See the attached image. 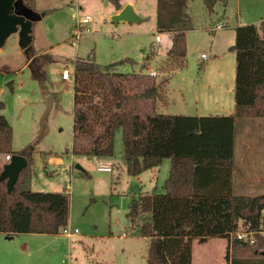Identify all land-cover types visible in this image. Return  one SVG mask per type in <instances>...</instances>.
<instances>
[{
  "label": "trees",
  "instance_id": "1",
  "mask_svg": "<svg viewBox=\"0 0 264 264\" xmlns=\"http://www.w3.org/2000/svg\"><path fill=\"white\" fill-rule=\"evenodd\" d=\"M117 11L122 0H108ZM191 0H157V33L171 34L172 46L158 83L146 73L153 53L139 74L104 71L92 58L77 59L73 73L72 155L110 159L115 137L123 135V159L128 173L139 176L171 161L164 194L134 199L127 217L133 225L150 215L139 234L148 239L147 264H193V241H228L225 261L230 264H264V238L246 244L232 237L242 228H264V196L234 194L235 126L246 118L264 119V20L259 26L236 29L230 52L236 54L235 111L229 117H187L160 112L170 74L187 64L188 13ZM228 0H203L212 13ZM25 6V5H24ZM26 7V6H25ZM28 8L33 14V10ZM7 69V68H6ZM0 101V112L4 110ZM13 129L0 114V155H23L29 166L11 193L0 182V234L59 235L70 221L67 193H39L30 189L35 150H12Z\"/></svg>",
  "mask_w": 264,
  "mask_h": 264
},
{
  "label": "rangeland",
  "instance_id": "2",
  "mask_svg": "<svg viewBox=\"0 0 264 264\" xmlns=\"http://www.w3.org/2000/svg\"><path fill=\"white\" fill-rule=\"evenodd\" d=\"M19 1L40 20L32 24L28 52L20 47L19 34L12 35L0 49L4 50L0 54V101L5 107L0 114L13 129L12 150L16 153L35 150L30 189L39 193H67L71 201L68 229L78 231L72 239L60 235L47 261L147 264L149 242L140 236L139 229L149 222L150 215H140L137 225H133L127 214L134 199L141 195L165 193L171 161L165 160L156 170L131 176L123 159L122 132L115 137L114 157L106 159L113 164L112 173L98 172L93 158L73 156V81L64 82L62 72L69 69L73 74L77 59L92 58L104 71L112 68L119 74H139L144 72L145 58L153 53L145 72L157 71L155 80L163 82L168 76L161 71L168 43L157 33V0H122L121 5H131L142 22L119 25L112 21L116 8L108 0ZM198 2L201 7L192 9L196 22L187 32V63L199 68L204 62L201 55L211 56L212 35L203 19L204 12L207 16L206 8L202 0ZM242 3L243 15L259 21L263 3L259 0ZM86 16L92 22L79 29L78 19ZM166 89L165 86L158 104L165 102ZM173 109L171 106L161 111L168 113ZM235 133L234 194L264 196V119L238 120ZM44 156L55 159L54 163L49 161L46 165ZM4 165L1 163L0 174ZM78 165L82 170L77 169ZM234 238L230 260L235 256ZM227 245L226 239L210 240L205 245L194 240L196 262L230 264L225 261Z\"/></svg>",
  "mask_w": 264,
  "mask_h": 264
},
{
  "label": "crops",
  "instance_id": "3",
  "mask_svg": "<svg viewBox=\"0 0 264 264\" xmlns=\"http://www.w3.org/2000/svg\"><path fill=\"white\" fill-rule=\"evenodd\" d=\"M259 3H263L264 8V0H259ZM242 4V0H228L225 4H217L212 13L205 7L207 16H205V12L202 13L205 25L212 35L210 42L211 56L207 55L208 59L203 60L202 54L201 59L204 62L199 68L188 62L185 68L170 74V80L166 86V100L160 104L161 113H163L162 108L173 106V111L163 114L187 117H229L234 114L237 62L236 54L230 52V48L234 46L236 41V29L246 25L259 26L264 20V12L262 11L259 15V21L258 19H248L249 17L242 13ZM127 5L128 3L122 5L123 9ZM199 5L201 7L198 0H191L188 4V13L192 18V25L196 22L192 9L193 7H199ZM122 10H115L112 15H117ZM218 24H222L224 28L213 32L212 30ZM159 36L161 40H166L168 43L166 56H164V59H166L167 52L172 46V35L161 34ZM186 42L188 45V35ZM3 53L4 50H0V54L3 55ZM19 54L22 53L19 52ZM35 58L36 56L32 57L27 64ZM5 67L10 69L7 65ZM0 156L2 157L0 166L1 163L6 165L7 156ZM44 158L46 165H49V161H53V163L55 161L50 156H44ZM164 163L165 160L162 165ZM60 235L62 234H0V264H52L51 261H47V257L52 252L51 248L54 241ZM207 242L202 245L207 244ZM193 264H203L196 262L194 253Z\"/></svg>",
  "mask_w": 264,
  "mask_h": 264
},
{
  "label": "water",
  "instance_id": "4",
  "mask_svg": "<svg viewBox=\"0 0 264 264\" xmlns=\"http://www.w3.org/2000/svg\"><path fill=\"white\" fill-rule=\"evenodd\" d=\"M40 20L37 14H33L19 0H0V49L14 34H19L20 47L26 52L30 50L32 43V24ZM115 25L120 23H140L142 19L136 14L131 5H127L119 14L113 16ZM29 166L28 160L23 155H14L0 174V182H6L7 191L11 193L18 182L20 174ZM77 169L82 170L78 165Z\"/></svg>",
  "mask_w": 264,
  "mask_h": 264
},
{
  "label": "built area",
  "instance_id": "5",
  "mask_svg": "<svg viewBox=\"0 0 264 264\" xmlns=\"http://www.w3.org/2000/svg\"><path fill=\"white\" fill-rule=\"evenodd\" d=\"M92 22V18L90 16H86L83 18H79L78 19V25H79V29H81V26H86L88 24H90ZM223 25L222 24H218L215 29H213L212 31H217V30H221L223 29ZM81 35V32H79V34L76 35L77 38H79V36ZM202 59L203 60H207L208 56L203 54L202 55ZM148 75L152 78H157L158 77V73L157 71H153L150 70L148 72ZM62 80L64 82H71L73 81V74L69 69H64L62 72ZM96 166H97V171L100 173H112L113 172V164L106 160V159H102V158H93ZM6 161L7 163H9L11 161V156H7L6 157ZM78 231L75 230L74 232H72L71 230H69L68 228L62 231V235L68 237L69 239L74 238L77 235ZM263 237L264 238V228H261V231H253L250 230L249 228H244V229H240L238 231V233L236 234V238L241 241L244 242L246 244H255L258 241V237Z\"/></svg>",
  "mask_w": 264,
  "mask_h": 264
}]
</instances>
